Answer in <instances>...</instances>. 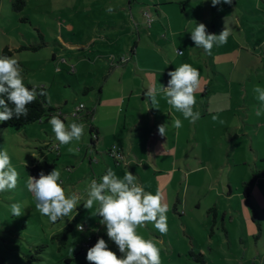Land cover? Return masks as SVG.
<instances>
[{
    "label": "rangeland",
    "instance_id": "1",
    "mask_svg": "<svg viewBox=\"0 0 264 264\" xmlns=\"http://www.w3.org/2000/svg\"><path fill=\"white\" fill-rule=\"evenodd\" d=\"M14 1L0 0V51L5 46L11 50L7 56L17 59L23 68L24 84L45 88L48 103L61 111L66 125L72 122L86 125V118L82 114L76 118L71 115V111L80 102L84 105L91 103L90 96L84 94V87L95 76L83 70V62L79 63L82 58L87 59L83 57L86 52L76 47L71 50L62 39L74 44L78 41L85 42L97 26L98 11L103 10L100 8L102 4L99 3L102 0H23L17 7L13 6ZM136 1L134 16L141 19L143 15L141 11L147 10L152 20L149 26L141 25L147 32L148 30L153 32L147 42L139 41L138 49L142 56L148 48V43L152 45L155 44L154 41L165 48L170 58L174 60L187 57L190 47L196 49L189 32L191 27L187 29L185 25L187 20L193 21L200 17L201 13H204V7L209 13L208 3L202 6L200 2L204 0ZM238 6H242V3L240 2ZM262 6L264 9L263 1ZM252 11L254 14L249 13L248 26L244 27L248 38H256V34L260 32L259 27L264 29V12ZM253 16L258 19L252 20ZM102 23L106 21L102 19ZM206 29L209 31V25ZM40 37L44 40L41 47L35 50L16 49L20 44L39 42ZM176 49L178 53L183 54H178ZM96 54L93 53L92 57L95 58ZM233 57L235 53L232 54ZM85 110L86 107L82 112ZM49 119L33 121L18 128L0 127V150H7L12 165L19 173L17 187L14 190L0 192V264H90L86 260L87 251L99 238H103L109 249L118 257L122 256L117 245L108 238L106 226L99 223L102 217L96 215L98 204L94 203L93 208L89 210L83 207L87 199L86 188L91 180L98 176L97 169L106 167L104 158L108 156L101 149L98 154L90 149L95 162L91 161L89 165L87 149L90 139L86 128L79 142L60 145L48 123ZM249 119L252 121L253 117L249 116ZM228 144L226 142L221 144L222 146H215V159L212 164L197 160L196 164L189 166L188 169L193 170L189 176L187 189L185 181L188 180L179 178L177 172L173 178L171 172L164 173L158 177L159 180L152 176L147 184L148 191L150 189L153 195L157 190L161 192L163 203L167 205L169 204L167 198L173 190L178 191L182 199L179 205L181 216L170 214L171 208H168L166 234H161L150 223L137 228L138 234L145 239L153 240L160 248L161 264H198L188 255L189 249L201 251L205 264H236L234 257L242 259L243 255L250 256V253L255 251V239L251 237L252 235L246 244L242 243L244 234L254 230L256 233L262 232L263 238L259 239L258 246L259 249H264V221L262 225L257 223L254 211H251L249 205H245L240 188V174L243 170L247 172V177L257 171V162L250 157L247 164L234 165L236 171L230 180L233 192H239L238 196L234 193L232 197L234 220L229 221L228 214L224 218L220 212L212 221V213L206 214V208L213 202L220 210L229 208L226 179L230 165L222 155ZM255 144L260 153H264V145L256 142ZM69 148L73 151L70 152ZM41 155H46L50 161L48 174L55 168L61 171L62 186L66 195L76 193L81 197L80 205L69 216L55 223L36 210L33 194L26 188L28 176H33L29 168L35 160L42 157ZM236 155L237 158L241 156L240 148L237 149ZM131 157L133 158L132 154ZM107 159L111 160L110 157ZM231 165L233 167V164ZM178 167L179 173L186 169L181 164ZM33 177L39 178V175ZM158 183L161 186H158ZM183 188L188 190L186 199L181 196ZM195 194L197 196H194ZM195 197L199 199V206L195 204ZM17 202L21 203L24 209L23 215L19 217L13 216L10 211V205ZM262 219L264 220V212ZM69 222L73 228L67 232L65 246L58 249L57 243L51 240L50 236ZM78 224L83 225L84 231L77 230ZM41 243L45 245L43 249L37 254L34 253L36 246ZM85 243L89 245H83ZM245 245L248 247L247 250ZM30 254L38 256L39 259L30 258ZM258 261L259 259L255 260L256 264H264V260L261 263Z\"/></svg>",
    "mask_w": 264,
    "mask_h": 264
},
{
    "label": "crops",
    "instance_id": "2",
    "mask_svg": "<svg viewBox=\"0 0 264 264\" xmlns=\"http://www.w3.org/2000/svg\"><path fill=\"white\" fill-rule=\"evenodd\" d=\"M262 1L264 2L232 0L231 4L216 5L217 17L211 33L218 35L225 28L230 35L226 44L213 46L212 55L206 54L203 48L190 47L187 57L174 60L170 58L165 48L154 41L155 44L148 43V48L142 56L138 49L139 41L147 42L153 32L152 30L147 32L146 28L141 26L146 25L143 15L141 19L134 16L136 0L99 2L103 10L98 11L97 26L83 43L80 41L75 44L69 43L59 34L62 42L71 50L76 47L86 52L83 57L87 59L82 58L79 63L83 62V70L95 76L85 84L89 89H86L84 94L90 96L91 103L85 104L86 110L81 112L86 118V133L90 139L87 159L91 165V161L95 162L91 150L98 154L101 149L111 160L107 159L108 157L104 158L106 167L97 169L98 176L93 179L99 182L109 168L119 178H123L125 172L130 171L137 177V182L144 190L151 192L150 189L148 191L147 184L152 176L159 180L158 177L171 172L173 178L177 172L179 178L188 180L185 181L187 189L189 176L193 170L188 169L189 166L196 164L197 160L212 164L215 159V146H222L227 142L229 146L222 151V155L230 165L226 179L229 208L220 210L213 202L206 208V214L210 215L208 210L214 206L215 217L221 212L222 217L225 218L228 214L229 221L234 220L232 197L234 193L238 196L239 192H233L230 180L236 171L234 165L247 164L250 157L257 162L259 168L257 167V171L250 177H247L245 170L242 172L243 175L240 174L241 194L245 205H249L251 211H254L257 223L262 225L264 153H260L255 142L264 145V111L257 116L260 105L255 99L253 88L257 84L264 86V29L258 28L260 32L256 34V38H248L244 29L248 26L249 13L254 14L252 10L264 12ZM240 2L242 6H238ZM200 3L202 6L208 3L209 13L204 7V13L193 21L207 26L213 19L214 6L211 0ZM102 19L106 23H102ZM257 19L252 17V20ZM189 21L187 20L185 25L187 29L193 27ZM95 52L97 54L93 58ZM233 53L235 57L232 58ZM183 63L190 64L200 73L201 87L195 93L196 105L193 109L200 112V118L195 123H190L181 113L168 105L162 93L157 97L159 109L152 107L145 95L153 86L166 87V82L170 79L168 72L174 71ZM57 112L61 111L58 109ZM249 116L253 117L252 121ZM175 119L181 120V127L172 126ZM161 124H167L165 136L158 132V125ZM90 127L92 132L89 130ZM111 148L118 150L122 157L111 156L109 154ZM238 148L241 155L239 158L236 155ZM176 164H181L186 169L179 173L180 167ZM91 172L93 173L92 170ZM248 180L251 181L249 191L244 195V182ZM158 186H161L160 183ZM185 188L181 196L186 199L188 190ZM168 197V208L172 211L170 214L181 216L179 205L182 199L178 191L173 190ZM194 200L196 206H199L198 197ZM250 236L255 239V251H252L250 256L243 255L242 259L234 257L236 264H256L255 260L259 259L260 263L264 260V249L261 250L258 246L259 239L263 238L262 232L256 233L254 230L244 234L242 243L246 244ZM247 248L245 245V250Z\"/></svg>",
    "mask_w": 264,
    "mask_h": 264
},
{
    "label": "clouds",
    "instance_id": "3",
    "mask_svg": "<svg viewBox=\"0 0 264 264\" xmlns=\"http://www.w3.org/2000/svg\"><path fill=\"white\" fill-rule=\"evenodd\" d=\"M211 3L215 7L221 3L231 4L232 0H211ZM108 10L111 11V8ZM189 23L193 25L189 29L191 40L196 48H203L208 55H212L214 45L222 46L228 41L230 32L225 28L217 35L208 33L203 23L197 24L195 21ZM175 51L177 52V49ZM178 54L182 55L183 52ZM22 73L23 68L17 59L0 55V97H6V99L0 98V122L8 121L13 117L27 118L29 115L27 106L35 102L38 96L46 95L43 89L38 91L35 86L32 88L25 86ZM168 76L170 79L167 87L153 86L145 93L150 104L159 109L157 97L162 93L168 105L181 113L184 119L195 123L200 118V112L193 110L196 105L195 93L201 87L198 69L183 63L174 71L168 72ZM253 91L260 105L256 113L259 116L261 111H264V86L257 84ZM48 123L60 145L79 142L85 134L84 123L72 122L66 125L59 114L53 115ZM172 126L181 127V120H173ZM166 129L167 124L158 125L161 136H165ZM68 150L73 151L72 148ZM18 179L19 173L12 165L9 153L7 150H0V192L14 190ZM62 183L61 171L57 168L47 175L41 171L39 178L28 176L26 181V188L35 199L36 210L53 223L69 216L80 205L81 197L76 193L66 195ZM86 192L87 199L83 207L89 210L93 208L94 203L98 204L96 215L102 217L99 223L106 226L108 238L117 245L122 254L118 257L109 249L106 241L99 238L87 251L86 260L90 264H161V250L157 244L137 233V228L147 223H152L161 234L167 233L166 213L169 209L168 205L163 203L159 190L155 195L146 192L130 171L125 172L123 178H119L109 168L99 182L96 179L91 180ZM23 210V205L19 202L10 205L11 214L15 217L23 215ZM77 230L84 231L83 225L78 224Z\"/></svg>",
    "mask_w": 264,
    "mask_h": 264
},
{
    "label": "trees",
    "instance_id": "4",
    "mask_svg": "<svg viewBox=\"0 0 264 264\" xmlns=\"http://www.w3.org/2000/svg\"><path fill=\"white\" fill-rule=\"evenodd\" d=\"M22 4L23 0H15L12 4L14 7H17L19 5L17 4ZM216 6L213 9V19L209 24V31H207L208 33L212 34V29L214 28V20L216 19ZM44 43V40L40 37V41L36 42V43H29V44H20L16 49H31V50H35L38 47H41ZM11 53V50L8 47H3L2 50L0 51V55H9ZM25 86L32 88V87H37V90L39 91L40 89H43L45 91V88L43 86H37V85H31L26 83ZM89 89V86L84 87V90ZM206 94V93H204ZM0 98H5L6 97H0ZM11 106V105H10ZM29 108V115L27 116V118L25 117H20L19 119L13 117L12 119L8 120V121H3L0 122V127L2 128H7V127H21L24 126L28 123H31L33 121H41L42 119L47 120L49 118H51L53 115L55 114H59L60 118L64 121V116L61 115L59 112H57V107L55 105L49 104L46 95L43 96H38L37 100L31 104H29L27 106ZM92 132V129L90 127L89 129ZM93 142V140H91ZM42 157L38 160H35L30 168V174L31 175H39V173L41 171H43L45 173V175L48 174L47 169L48 167L51 166L50 161L48 160L46 155H41ZM251 181L248 180L246 182H244V189H243V193L244 195L248 194L249 191V186H250ZM215 210V207H210L208 212L212 213V221L214 220V213L213 211ZM73 228V225L71 222L67 223L62 229H60L59 231L54 232L51 236L50 239L55 241L57 243V248H61L64 247L67 241V232L70 231ZM45 245L44 244H38L35 248L34 253H39L43 247ZM188 255L194 260L196 261L198 264H205V258H204V254L200 251H194L192 249H189L187 251ZM32 259H39L38 256L34 255V254H30L29 256Z\"/></svg>",
    "mask_w": 264,
    "mask_h": 264
},
{
    "label": "built area",
    "instance_id": "5",
    "mask_svg": "<svg viewBox=\"0 0 264 264\" xmlns=\"http://www.w3.org/2000/svg\"><path fill=\"white\" fill-rule=\"evenodd\" d=\"M142 14H143V17L145 19L146 25L149 26L152 22L151 17H150V13L147 10H145V11H143ZM167 83H168V81L166 82V87H167ZM84 108H85L84 103H82V102L78 103V105L71 111V115L73 117L78 118L80 116L81 112L84 110ZM59 113L61 114V112H59ZM61 115H63V114H61ZM109 154L111 156H113L114 158H121L122 157L120 152L118 150L113 149V148L109 149ZM83 245L87 246V245H89V243H85Z\"/></svg>",
    "mask_w": 264,
    "mask_h": 264
}]
</instances>
